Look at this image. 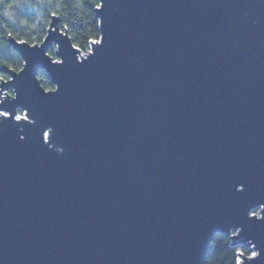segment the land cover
Returning <instances> with one entry per match:
<instances>
[{"label":"water","instance_id":"obj_1","mask_svg":"<svg viewBox=\"0 0 264 264\" xmlns=\"http://www.w3.org/2000/svg\"><path fill=\"white\" fill-rule=\"evenodd\" d=\"M95 16L87 54L55 17L39 46L8 40L23 67L0 84V264H205L215 236L264 264V0Z\"/></svg>","mask_w":264,"mask_h":264},{"label":"trees","instance_id":"obj_2","mask_svg":"<svg viewBox=\"0 0 264 264\" xmlns=\"http://www.w3.org/2000/svg\"><path fill=\"white\" fill-rule=\"evenodd\" d=\"M97 5L99 0H0V84L9 80L4 70L18 73L23 67L8 40L29 46L41 45L53 17L59 20L60 30L66 32L73 47L87 54L91 44L100 38L95 16ZM48 56H54V48L49 50ZM38 81L45 91L53 90L45 74L39 73ZM250 254L248 245L233 247L225 236H215L205 264H238V255L248 257Z\"/></svg>","mask_w":264,"mask_h":264},{"label":"rangeland","instance_id":"obj_3","mask_svg":"<svg viewBox=\"0 0 264 264\" xmlns=\"http://www.w3.org/2000/svg\"><path fill=\"white\" fill-rule=\"evenodd\" d=\"M55 52H56V50H55ZM55 52H54V56H52V58H53L56 62L59 63L60 61H59V59L56 57ZM25 115H28V113L18 111V112H17V115H16V117H15V122H25V123H27V124H32V123H34V121H33L30 117L25 116ZM0 117H7V115H6V114H3V113H0ZM17 117H19V119H17ZM46 141H47V139H46ZM235 236H236V233H232V234H231V237H235ZM252 255H253V254L251 253L250 256H248V257H243V256H241V255H238V256L241 257V259L243 260L244 258H249V257H251Z\"/></svg>","mask_w":264,"mask_h":264},{"label":"snow or ice","instance_id":"obj_4","mask_svg":"<svg viewBox=\"0 0 264 264\" xmlns=\"http://www.w3.org/2000/svg\"><path fill=\"white\" fill-rule=\"evenodd\" d=\"M97 7H99V5H97ZM17 119H19V117H17ZM45 135H47V134H45ZM253 255H255V253H253Z\"/></svg>","mask_w":264,"mask_h":264}]
</instances>
